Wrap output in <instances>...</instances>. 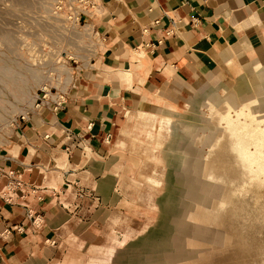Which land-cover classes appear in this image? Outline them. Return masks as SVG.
<instances>
[{
  "label": "rangeland",
  "instance_id": "rangeland-1",
  "mask_svg": "<svg viewBox=\"0 0 264 264\" xmlns=\"http://www.w3.org/2000/svg\"><path fill=\"white\" fill-rule=\"evenodd\" d=\"M72 2L0 0V153L9 148L21 118L28 119L33 113L47 109H37L40 99L67 92L100 53V36L93 30L91 21L78 16L77 21V14L69 12L68 5ZM240 57L241 63L250 58ZM222 73L229 87L223 92L226 98L238 105L243 101L256 103L261 85L255 90H238L245 84L244 80L250 81L251 86L258 83L255 73H247L249 77L244 80L227 70ZM213 90L208 85L184 98L172 95L159 109L141 104L140 108L129 110V117L125 115L127 110L122 111L110 158L107 163L97 164L99 196L94 194L95 190L82 192V200L99 199L98 214L92 220L86 215L82 222L70 221L66 235L47 240L50 250L60 249L52 255L55 257L52 264H158L185 259L189 260L188 264H264V174H255L256 165L243 156L255 150L253 139L262 136L259 132L251 138L260 124L251 121L247 113L252 127L243 130L236 123L229 136L232 140L221 142L220 160L214 161L217 168L221 160L231 165L224 167L223 173L214 168L209 172V177L216 176L227 184L235 177L237 185L246 180L245 196L239 204L228 203L212 211L209 225L212 230H221L224 239L211 231L212 242L208 246L195 251L187 247L198 234L197 222L203 228L204 218L200 214L194 218L202 193L188 173L197 158V150L187 147V138L180 128L186 123L213 128L200 115L201 102ZM138 110L159 116L164 111H176L182 121L180 128L175 133L168 130L160 133L159 122L142 121L137 117ZM48 168L45 172L50 180L48 184L56 186L61 175L51 165ZM71 190L74 197L75 191ZM188 191L193 192L189 195ZM80 206L62 207L77 217L75 213ZM45 221L40 216L41 228L36 230H43Z\"/></svg>",
  "mask_w": 264,
  "mask_h": 264
},
{
  "label": "crops",
  "instance_id": "crops-1",
  "mask_svg": "<svg viewBox=\"0 0 264 264\" xmlns=\"http://www.w3.org/2000/svg\"><path fill=\"white\" fill-rule=\"evenodd\" d=\"M98 1L90 18L101 37L98 57L67 90L61 110L19 121L9 148L0 153L1 168L32 167L25 179L44 188V200L31 196L25 202L46 220L41 231L29 227L0 240V264H52L60 249L50 250L47 240L66 235L70 221L98 214L99 199L64 192L72 182L99 196L97 164L110 158L123 110L141 104L159 109L172 95L215 87L231 54L238 62L250 57L239 62L244 72L256 70L264 58V0ZM48 165L61 175L56 186L48 184ZM62 204L81 205L78 216ZM26 214L27 208L0 200V232L24 222Z\"/></svg>",
  "mask_w": 264,
  "mask_h": 264
},
{
  "label": "bare ground",
  "instance_id": "bare-ground-1",
  "mask_svg": "<svg viewBox=\"0 0 264 264\" xmlns=\"http://www.w3.org/2000/svg\"><path fill=\"white\" fill-rule=\"evenodd\" d=\"M142 53H140V54L142 55ZM236 61L237 60L234 58V55L231 54V58L225 62L226 69L232 75L244 80V77L248 78L249 74L255 73V75L257 76V78L259 80L258 83H256L255 85L252 84V86L250 84V81L246 82V80H244L245 84L242 85L241 88L238 89L239 92L240 91L245 92V90H247V89L251 90L250 88H253V90H255L258 88L259 85H261V89L258 90L259 91L258 93L255 92L258 94L256 97V103L247 104L245 101H243L242 105L241 104L238 105L223 95L224 90L229 88L227 86L226 82L222 81V82H219L218 84H216V86L214 87V90L211 93H209L207 96H205L203 101L201 102L203 105V107H202L203 109L201 110V114H200L202 116V118H204V120L208 121L211 125H213V128L210 126H204V125L197 127V126H194V125L189 124V123L184 124L180 128V124L182 121L179 118V115H178L179 113L176 111H173V112L164 111L162 116H159L156 113L148 112L145 110H143V111L138 110L137 111V117L140 118L142 121H146L147 119H151L153 121V123L158 121L159 125H160V130H159L160 133L163 132L164 130H168L170 132L175 133L180 128L183 135L187 138V147L193 151L197 150V158L195 159L194 164L188 170V173L193 178V183L197 184V186L200 188V191L202 193V200L196 204V211L194 210V213H195L194 218H196L195 216H198V214H200L204 219L202 222L203 228L197 222L198 234L196 236L194 235L195 239H192L189 242V245H187L188 249L194 250V251L197 249H200L202 246L203 247L208 246L212 242L211 238L209 237V232H211V231H213V233L217 234L220 238L224 239L222 233L220 232L221 230L220 231L212 230V228L209 225L211 223V220L213 219V214H212L213 212L212 211L217 210L220 207H224L228 203L234 204L235 202L238 201L237 204H239V200H241L245 196L246 186L243 184L246 183V180L243 182L242 185H237L236 184V182H237L236 177L234 179H232L229 184H227L223 180H219V178L218 179L215 178L216 176L215 177H209L210 168H214V170H217L218 172L223 173L224 167H227V165L228 166L231 165L230 162H229V164H227V162H224L221 160V161H219L220 167L217 168L216 167L217 164L214 163V161H216L217 159L220 160L219 157L221 155V142H223V140H224L227 143L229 141V139H231V138H229V136L231 135V132H232L233 128L235 127L236 123L241 124L243 130L247 129V127L252 125V122H251L252 120L257 121L260 124V126L258 128H256L257 130L255 129V131L253 133H251L250 136L253 139V136L254 135L256 136L257 133L260 132L262 137L257 138V139H253L255 150L254 151H248V153L244 154L243 156L247 157V159L251 162L252 165H256L257 170L255 171L256 172L255 174H259V173L264 174V91H263L264 90V58L258 61V66H257L256 70H251L249 73L244 72L240 63L238 61L237 62ZM0 69H1V66H0ZM247 73H248V75H247ZM242 95H244V94H242ZM246 113H247L248 117L251 118V121H249L248 118L246 117ZM125 115L129 117V116H131V112L126 111ZM201 123H202V121H201ZM234 130H236V129H234ZM149 135H151V133H149ZM234 141H236V140H234ZM227 146H228V144L225 145V148H224L225 150H227ZM229 151H231V150L229 149ZM89 152H90V150H89ZM181 152H178V153L180 154ZM212 153H213V156L211 155ZM226 158H227V156H226ZM230 158H229V160H230ZM228 171H230V170H228ZM238 173H240V172H238ZM255 174H253V175H255ZM218 175L220 176V174H218ZM250 179H252V177ZM195 190H196V188H195ZM190 192H189V195H190ZM238 208H240V207H238ZM214 220H215V218H214ZM225 220L227 221V218ZM238 224H239V222H238ZM225 225H227V224H225ZM239 226H241V225H239ZM223 229H224V227H223ZM218 230H219V228H218ZM239 233H241V232H239ZM225 251L227 252V250H225ZM223 253L224 252H222V255H223ZM225 254H227V253H225ZM201 256H202V254H201ZM233 256H234V254H233ZM168 259H169V257H168ZM185 263L188 264L189 260L185 259L182 261L178 260V261H171L168 263H158V264H185Z\"/></svg>",
  "mask_w": 264,
  "mask_h": 264
},
{
  "label": "built area",
  "instance_id": "built-area-1",
  "mask_svg": "<svg viewBox=\"0 0 264 264\" xmlns=\"http://www.w3.org/2000/svg\"><path fill=\"white\" fill-rule=\"evenodd\" d=\"M68 8L70 13L77 14L75 18L77 21H79L77 19L78 17L81 19L87 18V20L90 21L91 16L94 15L95 11H97L99 8V1L73 0V2L68 5ZM96 34L99 35L97 31ZM66 96V91L62 92L61 94L56 93V95H54L52 98H46L47 95H45L42 99H40L36 107L37 109L45 107L52 112H58L63 108L66 101ZM21 120L25 121L26 118L22 117ZM109 137L110 136L107 138L109 139ZM24 166V169L17 170L4 169L0 167V200H2L7 205L27 208L25 221L13 226H6L4 230L0 232V240H7L14 233L24 234L29 227L33 229H38L40 227L38 226V218L40 215H37V213L33 211L32 208L26 205L25 200L32 196L38 201H42L44 200L45 191L41 185L31 184L26 181L25 173L32 171V167L28 165ZM68 184L69 185L66 186V191L64 194L71 195L72 190L70 189V186H73L75 194L77 196H81L82 191L80 190V187H78L76 184H73L72 182H68ZM51 189L56 191L55 188ZM62 206L64 208L66 207L64 204H62Z\"/></svg>",
  "mask_w": 264,
  "mask_h": 264
}]
</instances>
